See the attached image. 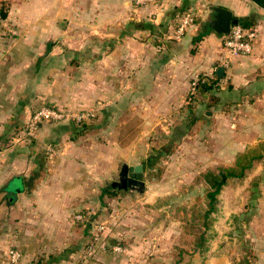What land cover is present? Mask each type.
I'll return each mask as SVG.
<instances>
[{
  "label": "crops",
  "instance_id": "0c3cea01",
  "mask_svg": "<svg viewBox=\"0 0 264 264\" xmlns=\"http://www.w3.org/2000/svg\"><path fill=\"white\" fill-rule=\"evenodd\" d=\"M4 4L7 18L0 22V264H11V248L23 255L18 264H71L88 245L87 229L79 226L76 213L100 202L99 171L95 173L94 158L81 148V140L70 141V122L44 125L30 141L18 135L32 110L51 102L56 87L48 67L55 61H60L62 74L61 98L56 103L67 105L69 99L85 103L101 99V91L108 92V108L124 115L125 121L140 114L146 132L149 125L172 123L181 116L191 79L224 67L220 90L194 100L196 114L205 116L199 119L196 135L202 130L203 135H252V142L238 153L264 141V0H163L141 6L137 0H0V11ZM211 6L230 10L240 22L253 23L259 35L252 54L229 55L222 48V35L214 33L209 23L199 31L196 22L183 39H171L181 15L193 12L198 20L205 19ZM210 16L212 21L214 13ZM74 25L99 34L108 28L118 33L108 41L104 58L94 55L98 61L94 67L103 68L109 78L105 83L93 78L92 93L83 77H75L76 85L70 89L73 81L64 73L69 65L83 64V59H77L84 47L67 46L70 35L63 31ZM73 38L84 43L82 35ZM197 38L201 40L196 51L191 47ZM161 42L165 47L159 52L155 43ZM225 61L229 66H224ZM83 73L78 68L76 74ZM51 143H60L57 157L47 154ZM251 172L256 180L264 176V160L255 162ZM254 184L261 187L258 201L253 202L258 209L248 211L247 203L238 202L245 212L238 207L222 213L225 221L217 228L216 239L207 252L192 258L194 262L235 264L247 255L248 264H264V181Z\"/></svg>",
  "mask_w": 264,
  "mask_h": 264
},
{
  "label": "rangeland",
  "instance_id": "374dc122",
  "mask_svg": "<svg viewBox=\"0 0 264 264\" xmlns=\"http://www.w3.org/2000/svg\"><path fill=\"white\" fill-rule=\"evenodd\" d=\"M190 13L194 14V24L198 22L199 31H204L203 26L206 27L211 19L210 13L200 20L195 13ZM178 23L170 33L173 41H180L187 33L180 39L174 38ZM63 31L70 35L67 46L72 45L74 49L84 47L78 50L81 55L77 59H83V64L79 67L69 65L64 68V73L70 81L75 77L89 81L87 90L92 93L93 78L102 83L108 82L109 78L103 68L98 70L94 67L98 62L94 55L99 54L104 58L110 47L108 41L115 39L113 35L118 33L108 28L99 34L96 30L81 29L76 25ZM80 35L84 37L83 44L73 38ZM222 37V48L226 50V36ZM198 45H192V50L197 51ZM155 47L162 52L165 44L155 43ZM74 49L71 50L69 62L73 61ZM78 68H83L81 76L76 74ZM59 71L60 61L48 67V76L56 89L53 88L51 92V102L32 110V115L42 108H50L66 113L69 117L61 122L41 123L34 134H29L30 117L26 124L22 123L18 135L29 138V135H35L44 125L70 122V141L76 138L77 141L81 140V148L86 149L84 152L90 158H94L95 173L99 171L100 175V202L94 208H83L79 212L84 217L79 226L87 229L88 245L78 255L75 254L77 259L74 257L71 264H197L192 258L197 253L203 255L207 252L208 245L216 239L217 228L225 221L222 213L243 208L238 202L247 203L248 211L258 209V206H253V202L258 201L261 187L254 183L264 181V176L256 180L257 176H250L251 168L245 172L244 177L228 180L218 196L216 211L208 218V226H204L208 186L202 175L234 166L238 151L252 142V135L248 138L243 135H203V130L202 134L196 135L200 129L199 119H205V116L203 113L198 116L194 101L186 97L181 116L176 121L149 125L148 132L142 131L145 124L141 123L143 119L140 114L129 116L125 121L124 115L119 116L117 112L111 111L108 108V92L101 91L102 98L99 100L77 104L69 99L67 105H59L56 103L61 98L62 89V74ZM75 85V81L71 82L70 89ZM220 88L221 81L215 90ZM202 96L199 94L196 98ZM83 113L85 120L79 122L75 117ZM260 144L264 145V141L250 147L261 150L264 146ZM48 146L54 148V157H57L60 143ZM123 163L143 166L138 178L146 184L144 193L112 186L113 182L119 180ZM241 211L245 212L244 209ZM201 234L204 235L205 243L203 248H198L195 241ZM109 241H115V244L110 245ZM249 261L251 258L247 255L240 256L235 264H248Z\"/></svg>",
  "mask_w": 264,
  "mask_h": 264
},
{
  "label": "built area",
  "instance_id": "2783aa9c",
  "mask_svg": "<svg viewBox=\"0 0 264 264\" xmlns=\"http://www.w3.org/2000/svg\"><path fill=\"white\" fill-rule=\"evenodd\" d=\"M159 1H163V0H137V5L141 6L149 2L157 4L159 3ZM194 23H195L194 14L190 12L183 14L179 20L178 27L175 31L174 38L180 39L182 36L185 35V33L191 27H193ZM258 35H259L258 32L254 29L245 30L240 25L234 26L230 34L226 36L225 41H224L226 52L233 57L252 54L254 51V43ZM224 66L225 67L229 66V62L225 61ZM207 76H210V75L203 74L201 76H196L193 79L192 84H191L192 86L191 94H194L198 81L205 80V77ZM91 116L93 117L94 115L91 114ZM68 117L69 115L66 113L55 111L50 108H42L39 111H37L31 118V121L28 126L29 134H34L38 130L39 125L41 123L61 122ZM85 117L86 116L83 113L81 115H77L75 118H77V120L81 122L85 120ZM47 154L49 158H53L55 156L54 148H52L51 146H48ZM83 219L84 217L82 213H79L75 216V220L77 222H83ZM103 228L104 227H102L101 229ZM8 258L11 264H18L22 260L23 255L19 250L11 248L8 250Z\"/></svg>",
  "mask_w": 264,
  "mask_h": 264
},
{
  "label": "trees",
  "instance_id": "16d2710c",
  "mask_svg": "<svg viewBox=\"0 0 264 264\" xmlns=\"http://www.w3.org/2000/svg\"><path fill=\"white\" fill-rule=\"evenodd\" d=\"M7 18V12L5 10V4L0 11V22ZM196 20V19H195ZM240 26L245 30H253V23L249 21H241ZM201 38L194 40V44H197ZM223 77H219L216 72L212 75L205 77V80L198 81L194 94H191L192 86L188 94V100L194 101L199 94H207L216 89L219 82ZM35 114V113H34ZM33 114V115H34ZM31 115V117H33ZM191 126V124H190ZM34 135H31L27 140H32ZM264 146L263 144H260ZM264 158V148L259 150L257 147H248L244 152L238 154L234 166L219 168L217 171H208L202 175L204 182L207 184L206 197L208 199V208L204 213V226H208L207 220L217 209L218 196L221 193L223 187L227 184L230 178H242L245 176V172L250 170L254 163ZM196 246L198 248L204 247L205 239L201 234L197 238ZM15 249V248H14Z\"/></svg>",
  "mask_w": 264,
  "mask_h": 264
},
{
  "label": "water",
  "instance_id": "95a60500",
  "mask_svg": "<svg viewBox=\"0 0 264 264\" xmlns=\"http://www.w3.org/2000/svg\"><path fill=\"white\" fill-rule=\"evenodd\" d=\"M209 13H214V19L209 22L212 31L218 35L227 36L230 34L234 26H239L240 21L233 16V13L223 7L211 6L208 8ZM216 74L219 77L225 76V68L219 67ZM143 171L142 165L130 166L128 163H123L119 180L112 183L115 188L119 186L120 189L133 190L138 193H144L146 191V184L138 178V175ZM110 245H114L115 241H109Z\"/></svg>",
  "mask_w": 264,
  "mask_h": 264
},
{
  "label": "flooded vegetation",
  "instance_id": "af4514ba",
  "mask_svg": "<svg viewBox=\"0 0 264 264\" xmlns=\"http://www.w3.org/2000/svg\"><path fill=\"white\" fill-rule=\"evenodd\" d=\"M117 188H120L119 186H116Z\"/></svg>",
  "mask_w": 264,
  "mask_h": 264
}]
</instances>
